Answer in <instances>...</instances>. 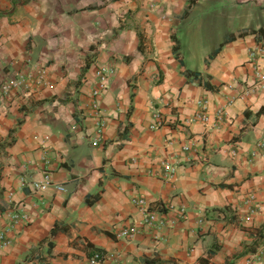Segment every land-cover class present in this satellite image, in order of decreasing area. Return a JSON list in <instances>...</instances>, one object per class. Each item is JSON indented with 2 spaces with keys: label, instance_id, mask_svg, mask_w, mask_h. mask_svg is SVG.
Returning <instances> with one entry per match:
<instances>
[{
  "label": "crops",
  "instance_id": "obj_1",
  "mask_svg": "<svg viewBox=\"0 0 264 264\" xmlns=\"http://www.w3.org/2000/svg\"><path fill=\"white\" fill-rule=\"evenodd\" d=\"M263 27L264 0H0V87L32 74L0 101V264H39L48 240V264H88V243L102 264H264V42L238 37ZM134 197L164 224L142 227Z\"/></svg>",
  "mask_w": 264,
  "mask_h": 264
},
{
  "label": "built area",
  "instance_id": "obj_2",
  "mask_svg": "<svg viewBox=\"0 0 264 264\" xmlns=\"http://www.w3.org/2000/svg\"><path fill=\"white\" fill-rule=\"evenodd\" d=\"M250 57L253 59L261 58L264 59V45H260L253 53L250 54ZM113 74L112 69H107L100 67L95 72V77L97 79L96 86L93 88L91 92L92 102L91 109L94 113V116L97 120V130L98 132L103 128L102 118L100 116V105L99 99L107 90V82L111 75ZM254 74L259 81L263 80V75L259 72L258 67H254ZM30 80H32V74L25 78L20 77L19 79H10L0 87V101L3 100L4 96L8 95L12 90L17 89L20 91V94L23 98L28 97L31 94L30 89ZM36 86L44 85V74L41 71L36 72V76L34 78ZM203 106V105H202ZM192 122L200 121L202 123H207L208 116L206 115L205 110H201L196 112L191 118ZM165 125V120L158 112H153L149 129L150 130H158L162 126ZM259 147H264V138L258 143ZM165 176H168L171 172L169 166L165 164L164 166ZM51 184L50 178L48 174L44 175V179L40 183L31 184L33 193L37 194L40 191L45 190ZM62 190V188H59ZM131 203L138 208L139 213L142 215L141 226L147 228H156L157 226H162L164 222L156 219V213L150 210L146 204V201L142 197H134L131 199ZM181 217L184 216V213L181 212ZM12 220L14 222L17 221H27V217L22 213V210L16 209L12 212ZM138 233L137 227H131L129 229H125L120 231L117 234V238L127 239L131 238L134 234ZM0 241H4L3 234H0ZM5 243V242H3ZM259 255L264 254V245L260 247ZM104 260L103 253L95 252L90 258H88V264H102ZM252 260H248L247 264H252Z\"/></svg>",
  "mask_w": 264,
  "mask_h": 264
},
{
  "label": "trees",
  "instance_id": "obj_3",
  "mask_svg": "<svg viewBox=\"0 0 264 264\" xmlns=\"http://www.w3.org/2000/svg\"><path fill=\"white\" fill-rule=\"evenodd\" d=\"M191 4H192V1L190 2V4H189V7L191 6ZM184 15H186V12L183 14V16ZM247 34H254L255 35V37H256V41L257 42H264V27L263 28H260L259 30H257V31H254V32H244V33H241V34H239V36L238 37H242V36H244V35H247ZM236 37L235 36H232V37H230V39H229V41H232V40H234ZM172 46H173V52H174V54L176 55V59H178V61L180 62V60H179V55H178V50H179V48H178V42H177V40H176V38L175 37H172ZM210 59L208 58V60H206V62H208ZM181 71H184L183 70V65L181 66ZM186 74L187 75H193V77L195 78V79H198V80H200L199 79V77H200V74H198V73H190V72H186ZM94 199H96V197H94ZM87 202H88V204H91L92 202L90 201L89 202V200H87ZM55 230H56V225H54L53 226V228L51 229V232H50V239H51V237L54 235V233H55ZM46 245L48 246V249H49V251L47 252V255H45V256H42V257H40L39 258V264H48V262H49V260L53 257V254L50 252V249H51V242H50V240H48L47 242H46ZM42 245L40 244V246L38 247V248H40ZM86 248H87V257L88 258H90L95 252H101L100 250H97V249H95L91 244H86ZM102 253V252H101ZM30 259H33V256L30 258Z\"/></svg>",
  "mask_w": 264,
  "mask_h": 264
},
{
  "label": "rangeland",
  "instance_id": "obj_4",
  "mask_svg": "<svg viewBox=\"0 0 264 264\" xmlns=\"http://www.w3.org/2000/svg\"><path fill=\"white\" fill-rule=\"evenodd\" d=\"M197 13H194L192 17H189V19L185 22V28H189V31L192 30L194 27V21L197 19ZM185 34V33H184ZM189 61V60H187Z\"/></svg>",
  "mask_w": 264,
  "mask_h": 264
}]
</instances>
